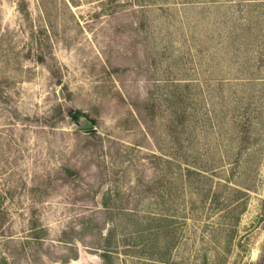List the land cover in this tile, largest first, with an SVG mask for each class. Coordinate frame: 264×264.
I'll return each instance as SVG.
<instances>
[{"label": "rangeland", "instance_id": "1", "mask_svg": "<svg viewBox=\"0 0 264 264\" xmlns=\"http://www.w3.org/2000/svg\"><path fill=\"white\" fill-rule=\"evenodd\" d=\"M0 264H264V0H0Z\"/></svg>", "mask_w": 264, "mask_h": 264}, {"label": "water", "instance_id": "2", "mask_svg": "<svg viewBox=\"0 0 264 264\" xmlns=\"http://www.w3.org/2000/svg\"><path fill=\"white\" fill-rule=\"evenodd\" d=\"M79 129L81 130H90L93 129V124L88 121L86 118H81L79 120Z\"/></svg>", "mask_w": 264, "mask_h": 264}]
</instances>
